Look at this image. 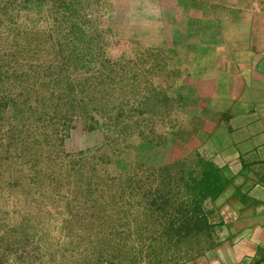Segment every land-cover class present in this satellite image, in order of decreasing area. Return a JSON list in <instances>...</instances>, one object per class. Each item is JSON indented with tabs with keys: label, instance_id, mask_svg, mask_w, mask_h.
<instances>
[{
	"label": "rangeland",
	"instance_id": "1",
	"mask_svg": "<svg viewBox=\"0 0 264 264\" xmlns=\"http://www.w3.org/2000/svg\"><path fill=\"white\" fill-rule=\"evenodd\" d=\"M179 1L0 0V264H194L212 178Z\"/></svg>",
	"mask_w": 264,
	"mask_h": 264
},
{
	"label": "crops",
	"instance_id": "2",
	"mask_svg": "<svg viewBox=\"0 0 264 264\" xmlns=\"http://www.w3.org/2000/svg\"><path fill=\"white\" fill-rule=\"evenodd\" d=\"M178 6L186 8L181 19L189 32L181 63L171 68L181 70L174 84L188 108L197 109L188 130L195 139L191 150L210 166L212 175L205 169L201 178L211 177L215 187L211 192L213 186L203 185L198 198L208 222L206 241L182 258L264 264V10H224L192 0Z\"/></svg>",
	"mask_w": 264,
	"mask_h": 264
},
{
	"label": "trees",
	"instance_id": "3",
	"mask_svg": "<svg viewBox=\"0 0 264 264\" xmlns=\"http://www.w3.org/2000/svg\"><path fill=\"white\" fill-rule=\"evenodd\" d=\"M211 172V173H210ZM208 174H210V176L212 175V171H207L206 173H205V175H208ZM205 181V182H204ZM202 183H203V185L205 186V190H209L212 186H213V183L212 182H209L208 180H203L202 181ZM197 205V204H196ZM194 206V208H195V210L198 212L199 211V208H200V206H199V204L197 205V206ZM202 210V209H201Z\"/></svg>",
	"mask_w": 264,
	"mask_h": 264
}]
</instances>
